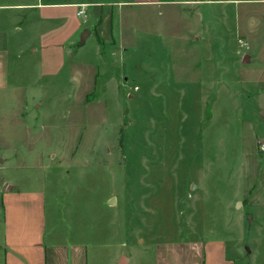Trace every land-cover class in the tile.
I'll return each mask as SVG.
<instances>
[{
    "label": "rangeland",
    "instance_id": "374dc122",
    "mask_svg": "<svg viewBox=\"0 0 264 264\" xmlns=\"http://www.w3.org/2000/svg\"><path fill=\"white\" fill-rule=\"evenodd\" d=\"M170 1L0 0V180L89 264H264V0Z\"/></svg>",
    "mask_w": 264,
    "mask_h": 264
},
{
    "label": "crops",
    "instance_id": "0c3cea01",
    "mask_svg": "<svg viewBox=\"0 0 264 264\" xmlns=\"http://www.w3.org/2000/svg\"><path fill=\"white\" fill-rule=\"evenodd\" d=\"M176 3L182 0H171ZM194 1H187V4ZM29 5H1L0 11ZM0 16V84L7 52ZM247 59V58H245ZM238 248V246H237ZM155 264H235L223 241H187L157 246ZM0 264H89L84 245L47 242L43 195L0 180ZM112 264V263H111ZM129 264V260L125 261Z\"/></svg>",
    "mask_w": 264,
    "mask_h": 264
},
{
    "label": "water",
    "instance_id": "95a60500",
    "mask_svg": "<svg viewBox=\"0 0 264 264\" xmlns=\"http://www.w3.org/2000/svg\"><path fill=\"white\" fill-rule=\"evenodd\" d=\"M89 30H84L80 36V41L79 44L83 45L85 43V40L87 39V37L89 36ZM247 60V59H245ZM113 203V201H112ZM126 259L122 257L121 261L119 262V264H125Z\"/></svg>",
    "mask_w": 264,
    "mask_h": 264
},
{
    "label": "built area",
    "instance_id": "2783aa9c",
    "mask_svg": "<svg viewBox=\"0 0 264 264\" xmlns=\"http://www.w3.org/2000/svg\"><path fill=\"white\" fill-rule=\"evenodd\" d=\"M82 15L85 17V15H84V9H83V7H80V9L77 12V16H82Z\"/></svg>",
    "mask_w": 264,
    "mask_h": 264
}]
</instances>
